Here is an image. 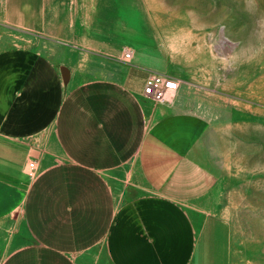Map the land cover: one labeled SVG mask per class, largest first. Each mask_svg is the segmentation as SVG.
<instances>
[{"label": "crops", "instance_id": "crops-1", "mask_svg": "<svg viewBox=\"0 0 264 264\" xmlns=\"http://www.w3.org/2000/svg\"><path fill=\"white\" fill-rule=\"evenodd\" d=\"M131 3L0 0V264H193L212 123Z\"/></svg>", "mask_w": 264, "mask_h": 264}, {"label": "rangeland", "instance_id": "rangeland-1", "mask_svg": "<svg viewBox=\"0 0 264 264\" xmlns=\"http://www.w3.org/2000/svg\"><path fill=\"white\" fill-rule=\"evenodd\" d=\"M131 1L212 123L220 166L193 264H264V0Z\"/></svg>", "mask_w": 264, "mask_h": 264}, {"label": "built area", "instance_id": "built-area-1", "mask_svg": "<svg viewBox=\"0 0 264 264\" xmlns=\"http://www.w3.org/2000/svg\"><path fill=\"white\" fill-rule=\"evenodd\" d=\"M130 52L124 54L125 58H129ZM174 85V87H172ZM178 82L172 76L164 72L152 71L145 79L143 94L154 100L162 101L167 92L174 91ZM29 167H33V163L29 162Z\"/></svg>", "mask_w": 264, "mask_h": 264}, {"label": "clouds", "instance_id": "clouds-1", "mask_svg": "<svg viewBox=\"0 0 264 264\" xmlns=\"http://www.w3.org/2000/svg\"><path fill=\"white\" fill-rule=\"evenodd\" d=\"M173 51L175 50V49H172Z\"/></svg>", "mask_w": 264, "mask_h": 264}, {"label": "snow or ice", "instance_id": "snow-or-ice-1", "mask_svg": "<svg viewBox=\"0 0 264 264\" xmlns=\"http://www.w3.org/2000/svg\"><path fill=\"white\" fill-rule=\"evenodd\" d=\"M172 87H174V85Z\"/></svg>", "mask_w": 264, "mask_h": 264}]
</instances>
